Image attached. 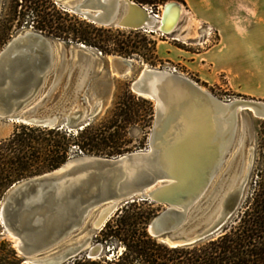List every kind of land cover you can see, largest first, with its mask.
Wrapping results in <instances>:
<instances>
[{
  "label": "water",
  "instance_id": "1",
  "mask_svg": "<svg viewBox=\"0 0 264 264\" xmlns=\"http://www.w3.org/2000/svg\"><path fill=\"white\" fill-rule=\"evenodd\" d=\"M65 10L101 26L147 28L158 20L150 7L130 0H56ZM138 6V7H137ZM180 2H166L158 30L171 32ZM173 8L174 12L165 13ZM65 69H52L57 61ZM95 53L85 43L53 38L27 29L0 51V121L44 127L82 129L101 111L89 104L85 82L95 70ZM116 67V65H115ZM124 63L115 73L127 74ZM131 89L155 105L149 148L107 156L82 154L61 166L14 183L0 203L6 231L21 240L19 250L30 264H64L91 244L116 211L128 202L149 200L162 206L148 231L172 246L188 245L222 231L239 208L253 162V145L243 143L235 163L205 211L204 199L215 184L237 128L239 110L264 117V101L223 100L190 77L144 67Z\"/></svg>",
  "mask_w": 264,
  "mask_h": 264
},
{
  "label": "trees",
  "instance_id": "2",
  "mask_svg": "<svg viewBox=\"0 0 264 264\" xmlns=\"http://www.w3.org/2000/svg\"><path fill=\"white\" fill-rule=\"evenodd\" d=\"M11 17L19 26L32 25L55 37L99 46L105 52L130 51L123 42L111 47L105 33L112 28L81 20L58 8L53 0H17ZM132 48H137L136 43ZM154 106L151 99L128 89L117 103L116 118L99 126L93 120L74 130L18 123L9 137L0 140V203L14 183L69 160L73 146L83 154H123L119 148L129 127L142 122L151 125ZM160 209L161 205L149 200L126 203L96 236L102 243L114 242L109 253L97 257L81 253L64 264H264V170L262 179L251 183L244 204L222 231L196 243L172 246L151 235L148 225Z\"/></svg>",
  "mask_w": 264,
  "mask_h": 264
},
{
  "label": "rangeland",
  "instance_id": "3",
  "mask_svg": "<svg viewBox=\"0 0 264 264\" xmlns=\"http://www.w3.org/2000/svg\"><path fill=\"white\" fill-rule=\"evenodd\" d=\"M53 1L55 2L58 8L65 9L60 1H56V0ZM134 1L138 2L137 0ZM168 1L171 0H147L142 4H145L146 6L152 8L155 13L160 14L162 11V5ZM179 2L182 3L181 1ZM16 3L17 0H0V51L18 33H21L27 29L36 30L35 28L31 27L32 25L19 26L17 25L18 20H14V21L10 20L12 19L11 16L13 14V9L16 6ZM70 13L72 14L73 12L70 11ZM78 16L81 20L85 19L81 15ZM191 20H192L191 14L185 12L181 24L176 29V31H178L179 34H181L182 32H187L188 31L187 26L189 23H191ZM197 24L198 22H196V26ZM97 25L101 26L99 24ZM106 27L112 28L111 30L105 33V36L110 38L109 44L111 45V47L116 46L118 42H123V45L126 48L130 47V51L125 53H120L117 51L105 52V50L99 46L86 44L95 53V63L93 67L95 72L93 73L92 77L86 80L85 89L87 90V97H88L87 102L89 104L91 103L93 104L97 101L102 102L101 111L91 119L98 126L103 121H107V119L116 118L115 112L117 110L116 109L117 103L124 98L125 94L127 93V90L131 89L132 80L141 72V70L145 66L169 70L168 69L169 66L176 65L180 73L195 80L196 82L206 87L213 94H215L216 96H218L223 100H229V99L259 100L256 97L245 95L227 86L228 80L225 77L224 73L219 75V81L217 83L209 84L205 81H202L195 74L189 72L186 68L180 66L176 62H173L171 60H165V58H170L173 56L177 57V52L173 48L174 45H178L180 47H189L193 49L194 46H192L193 45L192 43L184 44L181 41L173 40L171 36L163 37L158 32L157 33L155 32L157 31L156 27H151V26L142 29H127L117 26H106ZM49 36L60 40H66L52 35ZM217 40H218V36L214 35L213 38H211V42L209 43V45L217 42ZM73 42L81 43L76 41ZM191 42L196 43V45H198L199 47L208 46V45L202 46L200 44H197V42L194 41V38L191 39ZM133 43H136L137 48L134 49L132 48ZM169 52L170 54H168ZM117 57H124L132 60V67L129 70V73L119 74L114 72V70L117 69V65L115 64V59ZM64 63H65L64 61L59 60L55 63L52 69H56V72L58 73L59 69H65ZM260 100L264 101V99H260ZM154 118H155V106H154V116L151 125H146V123L144 122L131 125L129 127L126 136V141L121 145L119 150H121L123 153H126L133 150L149 148V135L151 133L154 124ZM17 124L18 123L16 122H12L8 120L0 121V140L9 137L14 132ZM242 143L244 144L242 148H244L246 143L253 145V162L248 174L247 184L245 186L242 202L239 208L237 209V211L228 220V222L232 220V218L237 214L238 210L244 204L247 195L250 191L251 183L255 182L256 180L262 179V170H264V117H260L259 115L255 114L253 111L247 109L239 110V126L237 128L235 143L233 144L230 153L226 157V160L217 178L215 179L214 186L211 188V190L204 199L205 201L204 206L206 207L205 211L209 209V205L215 201L217 196V193L212 191V189H214L215 187H217V185H219L222 177L227 176L229 169H231L232 165L235 163V158L239 153V148ZM72 148L73 151L71 157H76L83 154L78 147L73 146ZM110 149L116 151L114 148H110ZM160 210H162V206ZM0 224H1L0 264H30L25 260L24 256L18 249L16 245V238L13 237V235H11L10 232L5 230V227L2 224L1 220H0ZM98 233L99 232H97L93 236L91 244L102 243L100 241H97L96 239ZM102 244L104 246L102 253L105 252L109 253L108 250L109 248L113 247L114 242L102 243ZM121 246L122 245H118L119 248ZM82 253H86L88 255V249L86 248ZM89 257H97V256H89Z\"/></svg>",
  "mask_w": 264,
  "mask_h": 264
},
{
  "label": "crops",
  "instance_id": "4",
  "mask_svg": "<svg viewBox=\"0 0 264 264\" xmlns=\"http://www.w3.org/2000/svg\"><path fill=\"white\" fill-rule=\"evenodd\" d=\"M179 1L192 16L188 31L180 36L195 39L196 22L203 21L215 27L218 40L204 47L192 43L193 49L174 45L177 57L165 60L176 62L209 84L217 83L224 73L231 89L264 99V0Z\"/></svg>",
  "mask_w": 264,
  "mask_h": 264
},
{
  "label": "built area",
  "instance_id": "5",
  "mask_svg": "<svg viewBox=\"0 0 264 264\" xmlns=\"http://www.w3.org/2000/svg\"><path fill=\"white\" fill-rule=\"evenodd\" d=\"M185 9H186V13L191 14L190 10L187 7H185ZM156 14L160 15L159 13H156ZM197 31H198V37L196 38V40L194 39V41H196L197 44H200L202 46L203 45H209V43L211 42V38H213L214 35L217 36V31H216L215 27L213 25H211L210 23L203 22V21L198 22ZM155 32L156 33L158 32L163 37L171 36V38L173 40L181 41L184 44L193 43V42H191L190 38L183 39L180 36V34L178 33V31H176V30L174 32L164 33V32L157 29V31H155ZM168 69L173 71V72L180 73V71L178 70V67L176 65H171L168 67Z\"/></svg>",
  "mask_w": 264,
  "mask_h": 264
},
{
  "label": "bare ground",
  "instance_id": "6",
  "mask_svg": "<svg viewBox=\"0 0 264 264\" xmlns=\"http://www.w3.org/2000/svg\"><path fill=\"white\" fill-rule=\"evenodd\" d=\"M132 3H136V4H138V5H140V6H145L144 4H142V3H138V2H136V1H134V0H130ZM177 1H179V0H177ZM165 4H166V2L162 5V11H161V13H160V15L158 16V20H149L148 22H147V25L148 26H151V27H159L160 26V24H161V19L163 18V11H164V9H165ZM163 6H164V9H163ZM138 7V6H137ZM180 17H179V19H178V21H177V23H176V26H175V28L171 31V32H174L178 27H179V25L181 24V21H182V19H183V16H184V14H185V12H186V9H185V6H184V4L183 3H180ZM174 9L173 8H169V9H167V12H166V10H165V13L167 14L168 12H171L170 14H172L174 11H173ZM127 29H130V28H127ZM132 29V28H131ZM124 63H126V64H128V65H130V67H132V60L131 59H128V58H124V57H117L116 59H115V64L117 65V69H120V67H121V65L122 64H124ZM146 67H149V66H146ZM154 68H156V67H154ZM156 69H159V70H161V68H156ZM163 70H167V69H163ZM182 74V73H181ZM205 88V87H204ZM215 95V94H214ZM219 98V97H218ZM221 99V98H220ZM244 100L243 99H236V100H233V105H237V107L238 108H243L244 106H247L246 105V103H244L243 102ZM102 103V102H101ZM101 107H102V104H101ZM261 117V116H260ZM10 232V234L11 235H13V237H15L16 238V245H17V247L19 248V246H20V242H21V240L19 239V237H17L12 231H9Z\"/></svg>",
  "mask_w": 264,
  "mask_h": 264
},
{
  "label": "flooded vegetation",
  "instance_id": "7",
  "mask_svg": "<svg viewBox=\"0 0 264 264\" xmlns=\"http://www.w3.org/2000/svg\"><path fill=\"white\" fill-rule=\"evenodd\" d=\"M131 29V28H130Z\"/></svg>",
  "mask_w": 264,
  "mask_h": 264
}]
</instances>
